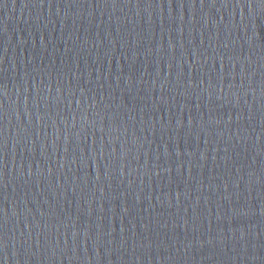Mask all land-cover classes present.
Returning a JSON list of instances; mask_svg holds the SVG:
<instances>
[{"label": "water", "instance_id": "1", "mask_svg": "<svg viewBox=\"0 0 264 264\" xmlns=\"http://www.w3.org/2000/svg\"><path fill=\"white\" fill-rule=\"evenodd\" d=\"M0 264H264V0H0Z\"/></svg>", "mask_w": 264, "mask_h": 264}]
</instances>
